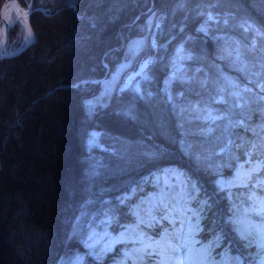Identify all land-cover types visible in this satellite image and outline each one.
Instances as JSON below:
<instances>
[{"label": "trees", "instance_id": "16d2710c", "mask_svg": "<svg viewBox=\"0 0 264 264\" xmlns=\"http://www.w3.org/2000/svg\"><path fill=\"white\" fill-rule=\"evenodd\" d=\"M3 2L0 0V11ZM18 2L24 4V0ZM89 2L52 0L43 4L33 0V6L48 9L45 15L39 10L29 15L34 42L14 58L0 60L1 70L17 69L15 64L29 58L44 60L45 69L52 70L60 59L66 67L43 78L42 101L66 94L67 103L75 104L78 115L74 131L78 183L76 188H69L67 202L60 210L59 227L54 226L50 233L47 226L29 224L28 214L21 213L28 208L25 192L15 197L17 204L9 202L8 213L14 211L10 231L14 261L66 264L62 261L84 256L100 225L108 222V234L120 232L133 219L127 208L137 201L139 189L153 173L171 167L183 173L190 198L206 202L200 222L210 233L200 232L199 236L212 238L217 256L228 252L247 260L243 253L248 250L242 240L224 223L229 215L224 180L248 150V159L264 161V0H123L117 8L120 16L111 20L113 25L118 23L110 44L105 42L93 65L85 58L82 67L77 68L72 62L91 51L76 52L87 44L79 28L94 27L83 14ZM148 19L154 25L153 42L134 60L136 66L146 61V78L140 83V92L128 85L117 87L103 105L91 111L88 102L100 92V82L94 81L113 73L123 60L128 41L148 34ZM47 24L62 26L45 41L41 33ZM17 31L14 25L9 39L13 40ZM104 31L95 47L108 37H103ZM39 65L34 64L32 69ZM200 68H205L211 78L197 80L194 73ZM2 78L0 72V81ZM170 79L174 81L168 85L158 84ZM190 90L197 108L184 100L183 93ZM4 100V107H0V179L7 159L1 148L9 142L12 152L18 149L22 141H18V134L25 137L28 132L27 113L40 105L37 99L18 104L13 94H5ZM27 106L29 111L24 109ZM106 115L122 119L117 122L124 127L113 130L103 125ZM94 131L97 136L89 143ZM144 133L151 134L153 140L145 138ZM260 184L251 179L230 192L248 211L249 189L257 193ZM249 225L254 235L256 224ZM156 234V228L145 225L143 239H152ZM255 254L264 256L263 251ZM252 256L246 255L250 260Z\"/></svg>", "mask_w": 264, "mask_h": 264}, {"label": "rangeland", "instance_id": "374dc122", "mask_svg": "<svg viewBox=\"0 0 264 264\" xmlns=\"http://www.w3.org/2000/svg\"><path fill=\"white\" fill-rule=\"evenodd\" d=\"M51 1L41 0L42 3ZM122 1L90 0L88 9L83 14L85 18H89V23L91 22L94 27L92 28L89 25L87 29L79 28L82 38L86 40L87 44L86 48H82L79 52L76 50V52L79 55L84 49L89 50L91 48V51L89 50L90 53L84 56L83 59L79 58L75 63L72 62V66L75 64L77 68L82 67V62L84 63L85 58L91 59L89 64L93 65L98 52L106 46L105 42H109L107 45L110 44L113 30H115V27H117L116 23H118L116 22L113 25L111 20L114 18L118 19L120 16V13H117V8L121 3L123 4ZM151 20L148 19L147 21L148 35L129 41L126 44L125 51V56L127 57L117 66L113 74L102 80L100 93L88 102V107L91 111L97 106L103 105L105 99L113 93L117 85L132 84L133 88H137L138 81L146 78L144 74L146 61L139 63V67L136 69H132V61L136 56L135 54L143 50L146 43L152 44L153 42L152 29L154 25H152ZM65 24L67 25L68 22ZM61 26L58 24H47L45 31L41 33V37L45 41L48 38H52L51 36H54L55 31H58ZM18 28L17 36L13 43L10 44L12 48L24 40L23 29L20 26ZM104 30H109L108 37L102 39L100 44L95 47L94 44L100 38V32ZM42 61L44 60L37 58L32 60L29 58L25 63L15 64L14 67H18L17 69H0V72L3 73L2 81H0L1 108L4 107V105L2 107V104L6 102L4 100L5 94H13L18 104L23 101L27 104L31 99L40 100V105L34 106L27 113L30 118L26 125L28 126V132L25 137L18 134L20 138H18V141L22 140L17 147L18 149L12 152L9 142L1 148L2 154H6L7 159L4 160V173L0 179L1 182L3 181L0 191L2 200H0V221H2L0 226V264H18L14 261L16 254L14 252L15 246L13 245L14 237L10 234L14 226L12 223V215H14L12 212L14 211H11L10 214L8 213V210H10L9 202L12 200L14 205L17 204L15 197L18 193L22 194L25 192L23 196L24 201L28 203V208L25 209L23 207L22 215L23 212L27 213L26 220L29 224L37 223L42 227L43 225L47 226L48 231L51 232L54 226L57 229L59 225L60 210L67 202L69 188L72 185L73 188H76L78 183V179L73 174L76 157L73 154L69 160L67 155H64L66 147L64 144L67 142L72 145L75 140V133H68L67 122L71 112L76 111L77 108L75 104L65 107L68 97L66 94L59 95L49 102H43L44 92L40 89L43 78L48 73L52 71L57 74L60 68L62 69L66 66L61 65L59 59L52 70H46ZM36 63H40L42 66L39 65L36 69H32V66ZM25 84L26 86L24 87ZM137 90L139 89L137 88ZM31 94H34V96L31 97ZM27 96L30 98L28 97L26 101L25 98ZM24 109L29 111L28 106ZM58 122L61 125V129L58 128ZM96 136L97 133L95 131L92 132L89 143L93 142ZM247 153L243 154L242 160L237 161L231 175L224 180L229 214L225 219V223L232 227L239 239L241 238L246 242L247 250L252 248L250 251L253 255L252 260H247L243 263L264 264V256L255 254L256 251L264 250V213H261V201H264V163L259 159H248ZM8 159L9 161L7 162ZM53 161L57 162L60 170L51 177L45 168L51 165ZM259 174L263 176V183L259 189L260 194L258 193L257 198H255L253 197L254 192L249 191L248 200H251L252 205L250 203L248 211L245 212L243 206L240 205V198H233L229 192L231 189L241 187L245 180ZM181 175L176 167L166 168L160 173H155L148 182V185H151V189L145 190L143 187L138 196L139 199L135 203L137 213L134 216L138 219V222L130 224L120 234L112 236H108L105 233L106 223L100 230L101 233L98 234L99 243L88 245L86 250L88 256H82L80 262L82 264H88L90 261L99 262L103 254V257L108 255V258L105 259L108 262L105 264H145L143 259H147V264H240L237 256H229L226 252H222L219 258H216L214 254H210L211 241H204L198 237V232L203 228L199 223V215L202 206H205L206 202L204 200L195 202V199L190 198L191 194H189ZM50 195L51 197H49ZM53 195L57 197L55 202L46 208L45 202L51 200V198L53 199ZM155 219H157L158 225H164L169 232L162 233L163 229L153 243H144L140 240V236L144 231L141 223L142 221L153 222ZM250 221H255L261 227L259 233L254 237L248 235V223ZM128 228L129 230H127ZM203 231L209 232L210 230L203 228ZM159 238L162 241H159ZM110 242L113 243L110 245Z\"/></svg>", "mask_w": 264, "mask_h": 264}, {"label": "bare ground", "instance_id": "6f19581e", "mask_svg": "<svg viewBox=\"0 0 264 264\" xmlns=\"http://www.w3.org/2000/svg\"><path fill=\"white\" fill-rule=\"evenodd\" d=\"M172 1H174V0H172ZM177 2L179 1V0H176ZM223 1V0H222ZM15 2H16V4L18 5V7H19V9H23V11H20L19 13H18V11H17V9L16 8H14V7H12V3H13V0L10 2V3H8V8H7V11H8V15L11 17V22H16L19 26H21V28L23 29V39L24 40H28L27 38H29V36H28V32H27V30H26V28H24L25 27V23H27L28 25H29V15L32 13V9H33V0H24V4H20L17 0H15ZM39 2H41V0H39ZM42 3V2H41ZM222 4L224 3V2H221ZM3 4V3H2ZM31 4V8L29 7V5ZM44 4V3H43ZM37 7H40V6H37ZM41 10L45 13V12H48V9L46 8V7H44V8H41ZM24 12H28V16L25 18V16H24ZM180 21H182L181 19H180ZM189 26H190V24H187L186 25V28H189ZM29 27H30V25H29ZM31 31H32V29H31ZM108 31L109 30H107V31H104L103 32V37H105V36H107V34H108ZM199 35H201L200 33H198ZM139 66H136V65H132V68H138ZM197 69H194L193 70V72L194 71H196ZM171 74H173V72L172 73H170V75ZM194 74H196V78H197V80H203V79H208V78H211V76L212 75H210V74H208V72H207V70L205 69V68H200V69H198ZM169 77H172V76H169ZM152 80H155L154 78H152ZM174 80L173 79H170V80H167V82H160V81H158V84L159 85H161V84H163V85H168L169 83H172ZM157 84V83H156ZM191 92H187V91H185L184 93H183V97H184V100H185V102L187 103V104H191L193 107H195V105H194V98H193V96H192V94H193V92H192V90H190ZM192 93V94H191ZM110 96V95H109ZM108 96V97H109ZM107 97V98H108ZM106 98V99H107ZM69 105H74V103H66L65 104V107L66 106H69ZM195 108H197V107H195ZM119 117V116H118ZM77 118H78V115H77V112H75V111H73V112H71V116L69 117V120H68V122H67V124H68V133L70 132V133H72V132H74L75 131V127H76V125L78 124V123H76L78 120H77ZM118 120H122V119H120V118H113V117H109L108 115H106V116H104V118L102 119V122H103V125H106V126H108V127H110L111 129H113V130H115V129H121V128H123L124 127V124L123 125H121L119 122H117ZM129 126V125H128ZM121 127V128H120ZM144 136H145V138H147V139H149V140H153V137H152V135L151 134H145L144 133ZM75 141V140H74ZM74 141H73V144L71 145L70 143L68 144L67 142H66V144H64V146H66L65 147V152H64V155L66 154L67 155V159H71L72 158V156H73V154H74V156L76 157V154L78 153V146L74 143ZM64 158V157H63ZM63 160V159H62ZM61 160V161H62ZM58 168H57V167ZM74 167H75V170H74V176H75V178H76V176H77V171H78V167H77V163H76V159L74 160ZM57 168V169H56ZM179 171H180V173L182 174L181 176H182V178H183V173L181 172V170L178 168V167H176ZM45 170H47V172L49 173V175L52 177L53 175H55L59 170H60V166L57 164V162H52L51 163V165H48V167H46L45 168ZM55 171V172H54ZM153 176H154V174H153ZM151 179V178H150ZM150 181V180H149ZM148 181V182H149ZM144 182V181H143ZM148 182H145V184L147 185L148 184ZM51 184V183H50ZM64 184V183H63ZM52 186H53V184H52ZM186 186H187V184H186ZM187 188V187H186ZM151 188H149V189H147V190H150ZM189 192H190V190L189 189H187ZM49 197H51V195L49 196ZM53 197V199L51 198V200H47L46 202H45V207L47 208L48 207V205H50L51 203L53 204V202H55V200H56V198L57 197H54V195L52 196ZM48 199H50V198H48ZM203 200V199H202ZM49 203V204H48ZM204 206V205H203ZM202 206V207H203ZM136 206H135V204L134 203H131L130 204V206L127 208L128 209V212H129V217H132L135 213H137L136 211H137V208H135ZM131 220V219H130ZM130 220H128V221H130ZM132 222H135V220L134 219H132L131 220ZM33 224V223H32ZM102 226V224L100 225V227ZM164 226V225H163ZM162 227V226H161ZM165 227V226H164ZM163 229V228H162ZM127 230H129V228L127 229ZM51 232H54L53 230L51 231ZM50 232V233H51ZM169 232V230L167 229V228H164V230H163V232L162 233H168ZM101 233V231L100 230H98V232L93 236V238H92V242L94 243V244H98L99 242H98V239H99V237H98V234H100ZM157 235V234H156ZM101 237V236H100ZM174 238H175V235H174ZM159 241H162V239L161 238H159ZM145 243H147V244H150V243H152V242H145ZM241 252L240 251H238V254H240ZM84 256H88V254H86V251H85V253H84ZM83 256V257H84ZM76 256H74L73 258L72 257H70V259H65L64 261H62V262H64V263H74V264H82L81 262H80V259L82 258V256L80 255V256H77V258L76 259H74ZM101 259L99 260V262H94V261H90L88 264H105L106 262H108L107 260H105V258L103 257V254L101 255V257H100ZM106 258H108V257H106ZM146 260L147 259H143V263H145V264H147V262H146ZM60 262H61V260H60Z\"/></svg>", "mask_w": 264, "mask_h": 264}, {"label": "water", "instance_id": "95a60500", "mask_svg": "<svg viewBox=\"0 0 264 264\" xmlns=\"http://www.w3.org/2000/svg\"><path fill=\"white\" fill-rule=\"evenodd\" d=\"M11 1L12 0H5L1 6L2 7L1 12H0L1 28L6 29V31L4 32V34L2 36H0V59L14 57L15 55L21 53L25 47H27L28 45H30L33 42V39H34L33 34H32V36L29 37L28 41L26 43H24V45H22L21 47H18L16 49H14V51H11V52H8L5 50L6 44L8 42V31H9V26H10V20L5 18V12H7V15H8L6 5H8V3H10ZM30 6H31V4L29 5V7ZM24 28H26L27 32H28L29 28L31 29V27H29V25L27 23H25ZM29 40H31L32 42H29Z\"/></svg>", "mask_w": 264, "mask_h": 264}, {"label": "snow or ice", "instance_id": "6c2138e0", "mask_svg": "<svg viewBox=\"0 0 264 264\" xmlns=\"http://www.w3.org/2000/svg\"><path fill=\"white\" fill-rule=\"evenodd\" d=\"M12 7L16 8L18 13L20 11H23V9H19L18 5L16 4L15 0H13L12 3ZM31 7V6H30ZM6 8H8V6L6 5ZM24 16L25 18L28 16V12H24ZM5 18L8 20H11V17L7 15V12H5ZM6 31V29L4 28H0V36H2L4 34V32ZM28 36L31 37L32 36V32L31 29H28ZM29 42H32L31 40H29ZM261 213H264V201H261Z\"/></svg>", "mask_w": 264, "mask_h": 264}]
</instances>
